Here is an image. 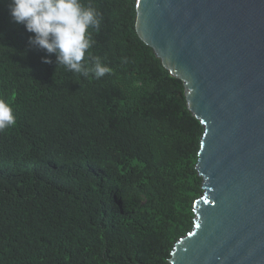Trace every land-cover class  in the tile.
Instances as JSON below:
<instances>
[{
	"label": "trees",
	"instance_id": "1",
	"mask_svg": "<svg viewBox=\"0 0 264 264\" xmlns=\"http://www.w3.org/2000/svg\"><path fill=\"white\" fill-rule=\"evenodd\" d=\"M136 2L82 0L102 16L85 55L111 69L97 79L32 46L0 0V99L16 117L0 131V264H169L193 229L203 126L137 34Z\"/></svg>",
	"mask_w": 264,
	"mask_h": 264
},
{
	"label": "water",
	"instance_id": "2",
	"mask_svg": "<svg viewBox=\"0 0 264 264\" xmlns=\"http://www.w3.org/2000/svg\"><path fill=\"white\" fill-rule=\"evenodd\" d=\"M135 26L203 126L204 192L169 264H264V0H137Z\"/></svg>",
	"mask_w": 264,
	"mask_h": 264
},
{
	"label": "clouds",
	"instance_id": "3",
	"mask_svg": "<svg viewBox=\"0 0 264 264\" xmlns=\"http://www.w3.org/2000/svg\"><path fill=\"white\" fill-rule=\"evenodd\" d=\"M10 15L14 22L23 24L32 46L54 53L57 65L87 77L90 73L99 79L111 69L100 57L85 60L86 52L94 41L90 29L99 30L102 16L91 4L82 0H11ZM44 63L52 61L42 58ZM89 61L91 66L89 67ZM13 108L0 99V131L14 126Z\"/></svg>",
	"mask_w": 264,
	"mask_h": 264
}]
</instances>
